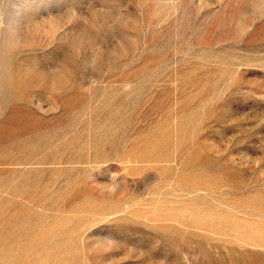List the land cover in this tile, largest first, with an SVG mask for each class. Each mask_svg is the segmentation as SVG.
<instances>
[{
	"label": "rangeland",
	"instance_id": "obj_1",
	"mask_svg": "<svg viewBox=\"0 0 264 264\" xmlns=\"http://www.w3.org/2000/svg\"><path fill=\"white\" fill-rule=\"evenodd\" d=\"M0 264H264V0H0Z\"/></svg>",
	"mask_w": 264,
	"mask_h": 264
}]
</instances>
